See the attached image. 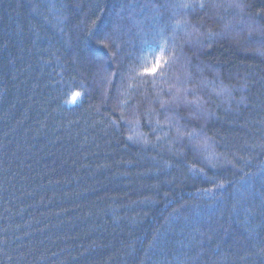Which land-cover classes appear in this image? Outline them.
<instances>
[{
  "label": "trees",
  "instance_id": "1",
  "mask_svg": "<svg viewBox=\"0 0 264 264\" xmlns=\"http://www.w3.org/2000/svg\"><path fill=\"white\" fill-rule=\"evenodd\" d=\"M262 31L264 0H0V264H264Z\"/></svg>",
  "mask_w": 264,
  "mask_h": 264
},
{
  "label": "snow or ice",
  "instance_id": "2",
  "mask_svg": "<svg viewBox=\"0 0 264 264\" xmlns=\"http://www.w3.org/2000/svg\"><path fill=\"white\" fill-rule=\"evenodd\" d=\"M199 7V8H201V9H205L208 5L206 4V3H204V2H201V3H199L198 5H196V4H185V5H183V7H185V8H193V7ZM231 6H234V7H236V8H240V7H242V5L241 4H239V3H235L234 5H231ZM260 35L262 36V37H264V31H262L261 33H260ZM161 51H163V49H161ZM160 61L158 60L156 63H154L153 65H152V67L151 68H149V69H145L144 71H145V74H148V75H155L157 72H158V70L160 69ZM81 95V93H79V92H77V93H75L74 94V97H73V99H75L76 97H79ZM161 107H163V105H161ZM189 135H191V134H189ZM222 186V185H221Z\"/></svg>",
  "mask_w": 264,
  "mask_h": 264
}]
</instances>
